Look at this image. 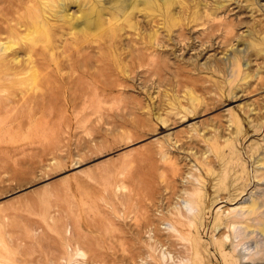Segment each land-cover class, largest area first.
I'll use <instances>...</instances> for the list:
<instances>
[{
  "label": "rangeland",
  "instance_id": "obj_1",
  "mask_svg": "<svg viewBox=\"0 0 264 264\" xmlns=\"http://www.w3.org/2000/svg\"><path fill=\"white\" fill-rule=\"evenodd\" d=\"M260 157L264 0H0V264H264Z\"/></svg>",
  "mask_w": 264,
  "mask_h": 264
},
{
  "label": "bare ground",
  "instance_id": "obj_2",
  "mask_svg": "<svg viewBox=\"0 0 264 264\" xmlns=\"http://www.w3.org/2000/svg\"><path fill=\"white\" fill-rule=\"evenodd\" d=\"M181 3V2H180ZM182 4V3H181ZM184 5V4H183ZM208 28H211L213 31L215 30H220L222 29L221 27L224 25L223 22H208ZM230 32V31H229ZM229 32H226V33H229ZM225 34V33H224ZM232 35V34H231ZM230 38L229 35L225 34L224 36V42L225 41H228ZM37 41V40H36ZM35 41V42H36ZM16 44V43H14ZM10 46V45H9ZM4 47V46H3ZM3 50V49H2ZM143 55V57H142ZM139 61H141L142 63H147V62H150L154 65V68L152 69L153 70V75H157L160 73V70H161V64L162 63L161 61H157V62H154L155 60H153V57L150 56V53L148 54H142ZM36 76V75H35ZM32 78V77H31ZM195 100V99H194ZM257 114V113H256ZM165 119V118H164ZM163 120V119H162ZM161 120V121H162ZM165 121V120H164ZM261 159L258 161V164L261 165V166H264V157H260ZM242 175L245 174V170L244 168H242ZM259 180H263L264 179V175H259ZM254 185V184H253ZM254 199V198H253ZM252 199V202L246 207L245 211L243 212L244 215H247V214H251V215H254V214H257L259 215L258 218L256 217V224L254 225V228H252L253 226L252 225H247V224H243V226H241V230H239V232H237L236 235H239L240 233L243 234V235H248V234H255L256 237H257V242H256V247H258L259 245L261 244H264V200H262V202L260 201L261 199H254L253 201ZM250 200V199H249ZM236 225V224H235ZM234 227V226H233ZM249 249V248H248ZM262 251H264V247L262 249ZM199 258V257H198ZM263 260H264V257H263ZM193 261V262H192ZM191 262L193 264H200L198 261H196V259H193Z\"/></svg>",
  "mask_w": 264,
  "mask_h": 264
}]
</instances>
